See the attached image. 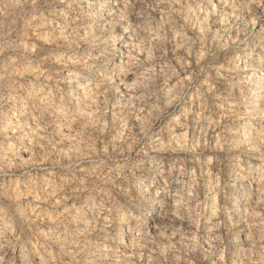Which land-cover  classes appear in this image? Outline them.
<instances>
[{"label":"clouds","instance_id":"obj_1","mask_svg":"<svg viewBox=\"0 0 264 264\" xmlns=\"http://www.w3.org/2000/svg\"><path fill=\"white\" fill-rule=\"evenodd\" d=\"M0 264H264V0H0Z\"/></svg>","mask_w":264,"mask_h":264}]
</instances>
